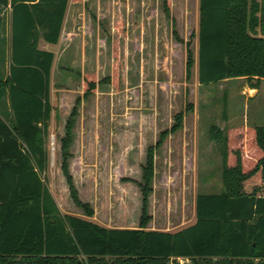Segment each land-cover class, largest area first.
<instances>
[{
	"label": "trees",
	"instance_id": "1",
	"mask_svg": "<svg viewBox=\"0 0 264 264\" xmlns=\"http://www.w3.org/2000/svg\"><path fill=\"white\" fill-rule=\"evenodd\" d=\"M69 0H0L10 5L8 69L0 74V264H264V125L228 129L213 124L209 139L220 146L222 189L198 192L192 224L179 230L147 229V196L153 178L149 148L142 166L141 214L138 227H105L73 214H62L43 177L47 169L46 137L52 111L50 69L53 53L37 48L39 28L56 43ZM197 72L200 84L245 78L250 88L264 80V0H198ZM162 10L171 22L170 0ZM111 42V73L97 79L82 73V96L99 84L118 89L120 46ZM186 60V74L192 65ZM255 80V82H252ZM75 107L60 140V168L73 201L82 203L68 171V146ZM184 113L174 115L164 136L176 131Z\"/></svg>",
	"mask_w": 264,
	"mask_h": 264
},
{
	"label": "rangeland",
	"instance_id": "2",
	"mask_svg": "<svg viewBox=\"0 0 264 264\" xmlns=\"http://www.w3.org/2000/svg\"><path fill=\"white\" fill-rule=\"evenodd\" d=\"M73 3L82 13L76 26L88 39L79 36L77 50L73 47L65 61L68 69L55 73L45 143L48 165L43 177L59 211L105 227H138L141 169L152 148L146 228L175 231L192 224L195 195L222 189L220 146L209 139L210 126H240L247 115L264 125V80L256 89L245 78L198 82V0H170L174 33L162 0ZM109 37L117 38L120 46L119 88L99 84L76 102L82 96V73H94L98 80L111 73ZM188 53L193 62L187 75ZM74 107L68 171L91 216L73 201L60 168V140ZM178 112L184 113L181 126L157 145L160 132L170 129ZM170 264L189 260L176 258Z\"/></svg>",
	"mask_w": 264,
	"mask_h": 264
},
{
	"label": "crops",
	"instance_id": "3",
	"mask_svg": "<svg viewBox=\"0 0 264 264\" xmlns=\"http://www.w3.org/2000/svg\"><path fill=\"white\" fill-rule=\"evenodd\" d=\"M80 6L78 3H73V0H69L63 17L62 25L58 40L56 43L47 42L43 37V30L39 28V36L37 39V48L53 53V62L50 69V94L54 88V76L55 73H59L61 69H68V64L65 62L67 58L72 56L73 47L77 50V43L81 36V40L88 39L83 33L80 26H76L78 17L81 16ZM10 5H0V74L5 75L8 69V58L10 51ZM85 34V33H84ZM102 39V38H99ZM72 42H74L73 45ZM75 50V51H76ZM71 67V66H70ZM7 99L5 101L0 100V113H7ZM259 123L249 119L248 115L244 118L242 125H252ZM50 123V121H49ZM250 123V124H249ZM259 125V124H256ZM49 127V126H48Z\"/></svg>",
	"mask_w": 264,
	"mask_h": 264
}]
</instances>
